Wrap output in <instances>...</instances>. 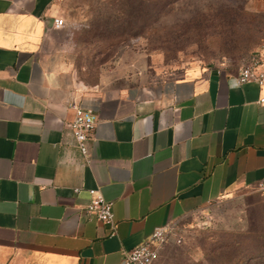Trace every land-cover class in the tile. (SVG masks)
<instances>
[{
    "label": "crops",
    "instance_id": "obj_1",
    "mask_svg": "<svg viewBox=\"0 0 264 264\" xmlns=\"http://www.w3.org/2000/svg\"><path fill=\"white\" fill-rule=\"evenodd\" d=\"M80 5L0 0V264H121L155 229L264 178L263 90L128 53L77 71ZM71 107L96 117L86 157ZM91 190L113 203L114 231L84 212Z\"/></svg>",
    "mask_w": 264,
    "mask_h": 264
},
{
    "label": "rangeland",
    "instance_id": "obj_2",
    "mask_svg": "<svg viewBox=\"0 0 264 264\" xmlns=\"http://www.w3.org/2000/svg\"><path fill=\"white\" fill-rule=\"evenodd\" d=\"M80 2L68 10L80 33L77 71L111 63L121 53L168 73L199 68L238 74L252 60L264 65V4L152 0V19L121 33L113 24L108 30L102 25L120 13L126 0ZM154 264H264V194L251 190L176 222Z\"/></svg>",
    "mask_w": 264,
    "mask_h": 264
},
{
    "label": "built area",
    "instance_id": "obj_3",
    "mask_svg": "<svg viewBox=\"0 0 264 264\" xmlns=\"http://www.w3.org/2000/svg\"><path fill=\"white\" fill-rule=\"evenodd\" d=\"M63 23L62 19H55L54 27L61 28ZM260 68L258 62L252 60L238 72L237 83H254L264 91V69L259 70ZM258 104L264 106V95L260 97ZM71 108L74 110V118L72 122L66 124V128L81 156L86 157L88 155L87 144L95 127L96 117L90 111H84L76 107ZM255 190L257 193L264 194V178L256 184ZM74 192L76 193L77 190ZM88 194L90 199L84 207V212L114 231L113 203L106 201L97 190H91ZM175 225L176 222H173L155 229L142 244L123 255L121 264H154L159 259L165 245L170 241Z\"/></svg>",
    "mask_w": 264,
    "mask_h": 264
},
{
    "label": "trees",
    "instance_id": "obj_4",
    "mask_svg": "<svg viewBox=\"0 0 264 264\" xmlns=\"http://www.w3.org/2000/svg\"><path fill=\"white\" fill-rule=\"evenodd\" d=\"M151 1L152 0H126V2L123 4V9H120L119 11L121 14L117 13L113 16V19H108L107 22H104L102 25V30H108L111 27V24H113L112 27L116 26L118 28H122L123 31L121 33H125V30L130 32L131 29L139 22H146L152 19L153 13L149 10ZM167 5H169V3H167ZM232 22L233 21H231V23ZM98 36L102 38L103 41L107 42L105 36L101 34H98ZM107 39L110 40V38Z\"/></svg>",
    "mask_w": 264,
    "mask_h": 264
}]
</instances>
